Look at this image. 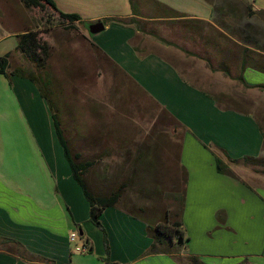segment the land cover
Returning <instances> with one entry per match:
<instances>
[{"label": "crops", "instance_id": "obj_1", "mask_svg": "<svg viewBox=\"0 0 264 264\" xmlns=\"http://www.w3.org/2000/svg\"><path fill=\"white\" fill-rule=\"evenodd\" d=\"M158 1L186 17L162 18L153 13L143 18L144 32L133 25L109 22L104 23V30L91 34L88 25L93 22L133 15L129 0H115L123 7L121 12L89 18L80 14L83 22L49 27L42 34L50 46L45 72L38 71L17 50L18 32L1 34L0 57L10 54L9 71L23 69L25 76L0 74V239L16 241L29 255L54 264H104L102 258L108 255L104 232L90 220V203L64 155L49 103L31 76L45 78L46 91L57 100L63 117L75 126L80 153L117 147L112 139H104L105 133L98 127L94 130L89 124L97 125L96 116L103 112H109L111 119L117 105L114 92L121 81H127L177 122L175 132L181 131L178 160L186 172V183L179 220L188 240L180 249L151 253L150 228L154 223L150 217L117 204L101 215L111 262L189 264L186 257L193 255L205 264H264V177L251 181L220 173L218 153L209 148H221L233 159L259 157L264 154V126L253 113L224 104L189 80L178 64L162 53L180 58V50L187 51L160 35L167 25L189 31L198 45L215 47L219 38L216 29L211 31L199 22L208 21L223 31L214 20L213 4L184 0L187 3L183 7V0ZM55 2L61 11L76 13L61 0ZM144 8L149 11L148 5ZM185 18L191 19L190 25L183 26L181 20ZM191 52L199 57L196 51ZM198 72L200 68L194 66L193 76ZM242 76L248 85H264V72L251 66ZM99 89L112 95L83 101L80 110L69 101L68 93ZM230 167L233 169L234 164ZM156 221L155 226L162 224ZM72 233L77 234L75 241H71ZM85 242L90 243L92 252L77 250ZM16 250L13 244L0 242V264H51L23 258Z\"/></svg>", "mask_w": 264, "mask_h": 264}, {"label": "rangeland", "instance_id": "obj_2", "mask_svg": "<svg viewBox=\"0 0 264 264\" xmlns=\"http://www.w3.org/2000/svg\"><path fill=\"white\" fill-rule=\"evenodd\" d=\"M208 1L217 6L231 3L237 7L239 14L243 17L238 26L243 27L250 23L251 26H247V29L252 31L256 39H259L260 45L264 47V17L261 15L249 17L247 15L248 7L252 4L254 7L264 10V0H254L253 2L250 0ZM61 2L84 18L114 14L123 9L116 5L119 1L115 3V0H61ZM188 2L190 3V1ZM186 3L184 0L180 1L183 7H186ZM148 6L150 15L158 12L155 6V8L150 7L149 4ZM42 16L44 13L35 15L31 9L24 6L21 0H0V36L8 31L20 33L28 28L42 29L47 32L49 27L67 25L58 24V16H55L56 21L53 22V25H49ZM181 21L185 26L184 24L190 25L191 19L185 18ZM167 26L170 27V25ZM168 27L162 28L161 36L179 44L184 49L196 51L199 55L195 58L192 56L193 53L189 55L180 50L177 54L180 58H176L173 55L165 54L161 49L165 56L178 64L181 73L189 80H193L207 89L224 104L253 113L264 126V92L259 89H246L237 79L227 76L221 70V64L226 62V66L231 69L232 76L238 75L243 49V45H241L242 32L235 26L228 32L227 40L216 34L219 37L216 46L204 47L201 42L198 45L192 40L189 31L175 30L174 27L168 29ZM205 31L207 33L208 29L206 28ZM151 40L157 42L154 37ZM160 44L163 45L162 41ZM208 48L211 50L208 51ZM206 58L210 59L216 69L213 71L216 72L211 70ZM193 61L196 64H193ZM194 66L200 68L197 76L192 74ZM46 70L47 67L42 72ZM68 94L70 95L69 101L79 108L83 101H92L95 96L108 99L112 92L99 89L90 93L78 91ZM114 95L117 105L111 112V119L109 120L107 117L110 115L109 112H103L96 116L98 118L97 125L95 122L89 124L90 128L94 127L96 130L98 127L99 131L105 133L104 139L106 138L107 141L112 139L117 145L114 149L99 150V153L95 151L80 153L79 141L75 139V126L67 121L59 110L60 119L64 120L62 125L73 152L79 153L82 161H95L86 174L89 187L101 196L110 195L121 189L122 197L118 204L150 217L151 223H154L151 227H155L156 220H161L162 224L179 220L176 212L181 207L185 174L178 160L181 131L180 129L177 132L174 131L178 126L177 122L144 98L145 96L138 89L130 87L127 81H121ZM53 100L58 103L54 98ZM63 101L62 97L61 102L63 103ZM260 157L264 162V154ZM240 166L243 165L239 164L233 167L240 178L245 176L254 181L259 177H264L263 163L260 166L254 164L247 165V167ZM256 169L260 172H256ZM153 218L158 219L154 220ZM79 244L82 245V242ZM167 245L169 250L181 247L169 242Z\"/></svg>", "mask_w": 264, "mask_h": 264}, {"label": "trees", "instance_id": "obj_3", "mask_svg": "<svg viewBox=\"0 0 264 264\" xmlns=\"http://www.w3.org/2000/svg\"><path fill=\"white\" fill-rule=\"evenodd\" d=\"M25 7L31 9L35 15H39V13H44L42 16L46 19L47 24H52L56 21L55 16H58V24H67L68 26L72 25L75 21H82V17L78 13H68L61 11L55 0H21ZM132 8L133 15L129 18H116V17H109L103 20L104 23L109 22H117L123 25H133L139 31H145L144 19L149 17V13L144 6L150 4L152 7L155 6L157 8L158 14L157 17L168 18V17H186V14L183 12L176 11L175 9L169 7L168 5L158 1V0H129ZM210 2V1H209ZM148 3V4H147ZM215 9V22L216 24L223 29V31L219 30V28L215 27L212 23L199 20L203 26L208 27L211 31L212 29H216V34L219 37H223L226 40L229 38L228 32H230L233 28H237L242 32V40L241 45H243L242 55L240 59V74L236 77L232 76L231 69L226 66L225 64H221V70L229 77L237 79L245 88H252L256 87L259 90L264 92V85H257L251 86L248 85L243 76L242 71L251 66L257 70L264 72V47L260 45L259 39L253 35L252 31L247 29V26H251L248 23L246 26L239 27L238 23L243 19L242 15L239 14L237 7L232 5L231 3L217 6L213 2H211ZM154 8V7H153ZM160 9V10H159ZM249 17L255 15H261L264 17V10L256 9L253 4L248 7V14ZM83 22V21H82ZM89 26V25H88ZM203 29V28H202ZM45 31L42 29L37 28H28L25 29L23 32L18 33L16 35L17 38V50L20 51L35 67L36 69L43 70L47 67L48 58L50 56V46L48 43L43 39V33ZM228 37V38H227ZM164 43L171 44V42L161 39ZM187 54L192 55V52L187 50ZM9 57L10 54L4 55L0 57V74L5 75L6 77L10 78L11 75H20L25 76L23 74V69H13L9 71ZM209 66L212 70H216L214 66L211 64L209 58H206ZM32 74V73H31ZM31 79L36 82L41 90L42 96L45 97L49 103V106L52 111V116L54 119L56 133L59 139V142L63 148L64 155L68 160L73 176L79 185L83 188L85 195L90 203V220L93 224L103 230L104 237H105V245L107 250V256L103 257L102 260L104 264H119L117 262H111L109 258L110 254V246L107 240V232L105 227L101 221V215L103 211L112 206H116L120 198L122 197L121 189H118L107 196L97 195L94 191L91 190L89 187L86 174L90 167L95 164L94 160H80L81 155L79 153H75L72 150L70 145V141L66 135L65 129L63 128L62 121L59 115V108L51 98L49 92L46 91V80L42 76H35ZM229 108V107H225ZM213 151L217 152L216 154V163H217V170L220 173H224L230 175L232 177L238 178L236 172L230 167L231 164L239 165L242 164L243 166L247 167V165L254 164V165H262L264 166V162L262 157H252V156H244L239 159L231 158L223 149L209 146ZM222 156V157H221ZM256 172H260L258 169L255 170ZM264 174V171H262ZM185 180H184V193L181 200V207L176 212V216L180 217L182 212V207L184 205L185 200V183H186V172L184 170ZM170 216V213H169ZM169 220V219H168ZM182 222L181 220H174L169 224H157L155 227L150 228L151 236L153 238V243L151 245V249L149 250L151 253L157 251H164L169 250L167 243H171L172 245H179L184 246L188 237L186 236L185 231L182 229ZM82 231V228L80 227ZM0 242L6 244H13L15 246L16 253L19 254L21 257L29 259V260H46L41 256L36 255H29L27 250L18 242L9 240V239H0ZM85 245L88 247V252L91 250V246L89 242H85ZM148 251V253H149ZM92 252V250H91ZM189 264H205L199 258L193 255H189L186 257ZM47 262L54 264L53 261L46 260Z\"/></svg>", "mask_w": 264, "mask_h": 264}, {"label": "water", "instance_id": "obj_4", "mask_svg": "<svg viewBox=\"0 0 264 264\" xmlns=\"http://www.w3.org/2000/svg\"><path fill=\"white\" fill-rule=\"evenodd\" d=\"M104 28H105V24L102 20L93 22V23L89 24V26H88L89 32L91 34H96L98 32H101L102 30H104Z\"/></svg>", "mask_w": 264, "mask_h": 264}, {"label": "built area", "instance_id": "obj_5", "mask_svg": "<svg viewBox=\"0 0 264 264\" xmlns=\"http://www.w3.org/2000/svg\"><path fill=\"white\" fill-rule=\"evenodd\" d=\"M254 0H251V2H253ZM71 241H75L73 240V233L71 234ZM78 251H81V252H87L88 251V248H84V249H77Z\"/></svg>", "mask_w": 264, "mask_h": 264}, {"label": "bare ground", "instance_id": "obj_6", "mask_svg": "<svg viewBox=\"0 0 264 264\" xmlns=\"http://www.w3.org/2000/svg\"><path fill=\"white\" fill-rule=\"evenodd\" d=\"M76 237H77V234L76 233H73V240H75ZM84 248H88L87 245H84L81 249H84Z\"/></svg>", "mask_w": 264, "mask_h": 264}]
</instances>
